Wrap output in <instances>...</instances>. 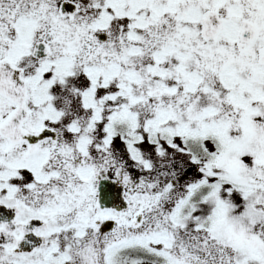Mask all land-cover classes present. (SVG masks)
Returning a JSON list of instances; mask_svg holds the SVG:
<instances>
[{"label": "snow or ice", "instance_id": "6c2138e0", "mask_svg": "<svg viewBox=\"0 0 264 264\" xmlns=\"http://www.w3.org/2000/svg\"><path fill=\"white\" fill-rule=\"evenodd\" d=\"M0 264H264V0H0Z\"/></svg>", "mask_w": 264, "mask_h": 264}]
</instances>
